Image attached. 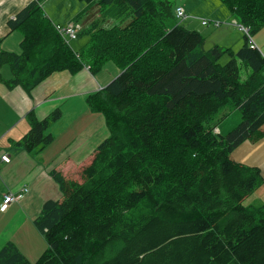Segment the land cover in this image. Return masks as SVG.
Instances as JSON below:
<instances>
[{
	"label": "trees",
	"instance_id": "16d2710c",
	"mask_svg": "<svg viewBox=\"0 0 264 264\" xmlns=\"http://www.w3.org/2000/svg\"><path fill=\"white\" fill-rule=\"evenodd\" d=\"M91 12L73 50L44 15L40 0L8 27L22 34L20 52L0 48V82L25 94L53 73L96 75L113 63L119 75L86 98L107 137L81 172L82 182L50 176L61 201L42 204L34 227L46 250L28 260L12 243L0 264H264V203L243 200L264 182L259 168L231 158L242 143L264 138V57L243 45H215L174 17L170 0H78ZM252 37L264 26V0H219ZM1 43V41H0ZM227 55L229 60L220 64ZM244 67L243 79L241 66ZM235 112L241 122L223 130ZM26 152L52 144L55 110L42 120L27 114Z\"/></svg>",
	"mask_w": 264,
	"mask_h": 264
},
{
	"label": "crops",
	"instance_id": "0c3cea01",
	"mask_svg": "<svg viewBox=\"0 0 264 264\" xmlns=\"http://www.w3.org/2000/svg\"><path fill=\"white\" fill-rule=\"evenodd\" d=\"M30 2L31 0H0L1 49L8 52H19L21 37L19 33L14 35L16 31H10L8 23ZM68 2L72 4L73 1L68 0ZM224 14L226 15L221 17L223 20L231 21L237 26L235 19L230 14L226 12ZM70 16L68 15V18ZM98 16L96 15L93 20ZM74 17L64 24L56 23L55 25H66L72 22ZM240 40L239 42L235 40V47L240 48L243 45L244 41ZM215 42L214 44L217 46L233 50L226 45L228 42L226 33L218 36ZM253 42L264 55V42H258L257 39H253ZM108 64H105L97 75H93L90 70L85 68L75 75L66 71L54 73L36 86L29 95L24 91H19L18 88L11 91L2 89L0 82V120L2 111H11L21 119L15 126L17 128L21 126L17 134L10 136L11 132L7 133V129L0 130V207L4 195L21 194V198L17 202L9 204L5 211L0 210V225H4L0 232V249L7 242H12L32 262L37 258L32 257L33 252L42 251V243L35 246V243L40 239L35 237V232L38 231L34 227L33 220L38 216L44 202L47 200L61 201L63 198L58 185L50 176V172H58L68 180L81 183L83 168L91 163L96 147L107 137L103 118L97 117L96 114L89 111L86 98L89 94L106 87L119 75L120 70L115 65L108 67ZM4 68V66L0 68V76L3 79H9L11 74L7 71L4 74L6 70ZM59 89L64 90L56 95ZM55 110L61 112V119L65 114L74 115L76 113L87 117L81 130L76 133L75 139L70 141L69 150H65L59 156H50L59 138L58 134L53 131H50L54 137L52 144L40 151L26 152L22 147L17 146V142L21 141L29 130V124L26 122L28 113L33 112L37 119H42ZM227 122L226 119L222 123L223 130L232 127ZM87 145H90L91 148L87 149ZM82 146L84 148H81ZM62 154L63 156H61ZM4 155L9 157V163L1 161V156ZM57 157L60 158L56 159ZM231 158L238 163L259 168L264 178V138L257 143L249 141L242 143L231 153ZM49 159L54 160L50 161ZM34 165L39 169L32 176ZM20 166L24 167L21 171ZM24 189L27 191L23 192ZM19 232H23L27 238H21ZM38 234L41 235L39 232ZM28 240L33 242L34 249L29 250ZM25 251L29 252L31 256Z\"/></svg>",
	"mask_w": 264,
	"mask_h": 264
},
{
	"label": "rangeland",
	"instance_id": "374dc122",
	"mask_svg": "<svg viewBox=\"0 0 264 264\" xmlns=\"http://www.w3.org/2000/svg\"><path fill=\"white\" fill-rule=\"evenodd\" d=\"M71 1H73L72 4H70L68 2V0H41L42 11H43L44 15L49 19V21L53 25H55L56 23L64 24V23H66L67 20L76 16V14L79 13L78 11H82L86 7V4H84L83 2H80L78 0H71ZM170 2L172 3V5L174 7H176L178 5H180V6L182 5L184 7V9L186 10L187 14H190L191 16L195 17L192 20H188V21L185 20V21L181 22V24L189 30L198 31L204 37V41H205L204 49L205 50H209L212 47H214L215 46L214 43H216L215 41H216L217 37L223 35L224 33H226V35L228 36V42L226 43V45L228 47L232 48L234 51H237L239 49V47H235V40H236V42L241 41L240 39H242V41H244V34L239 30L238 26L234 25V23L231 21L228 22V21L223 20V18H221L224 15H226V14H224V12H226L228 14H230V13L227 10V8L223 4H221V2L219 0H170ZM70 8H71V12H70ZM68 15H71V16L68 18ZM96 15H99V13H97V11L91 12L90 16H88L87 18H84L82 20V22H80L82 27H85V25L89 24L90 21L93 20ZM200 20H207L210 22L208 23V25L203 26V25H201ZM216 21L221 22V23H228V24H222L219 27H215V26H213V24L211 22H216ZM55 26H60V25H55ZM63 26H65V25H63ZM233 29H235V30H233ZM18 33L19 32L16 31V34H14V35H18ZM19 36L22 39V34L19 33ZM252 39H254V40L257 39L258 42H260V41L264 42V26L257 33L252 35ZM84 43H85L84 39H82V38L78 39L77 38L76 40L69 42L68 46H70L73 50H78L79 47L81 45H83ZM0 48H1V43H0ZM4 51H6V50H4ZM19 52H20V47H19ZM19 52H17V53H19ZM12 53H16V52H12ZM263 57H264V55H263ZM228 60H229V57L227 55H224L219 60V63L225 64ZM108 65H109L108 67H114L113 63L112 64L109 63ZM240 66H241V77L244 79L246 76L244 74L245 70H244L243 65H240ZM4 67H5L4 69H6L4 71V74H6V71L8 73H10L8 66H4ZM84 68L87 70H90V67L88 65H85ZM72 75H75V74H72ZM1 85L3 87L2 89H6L8 91H11L10 89L3 86V84H1ZM18 89H19V91H23L20 88H18ZM63 90L64 89H59L56 92V95L59 94L60 92H62ZM96 116L101 117L98 114H96ZM42 119L39 118L38 120H42ZM226 119L228 120V122H227L228 125L236 127L241 122L240 112L232 113ZM20 120H21L20 117L17 118L11 111H2L1 120H0V130L7 129V131H6L7 133L11 132L10 136L15 135L18 133L19 129L21 128V126H18V128L15 127L16 124H18V122ZM86 121H87V117L81 116L79 113H76L74 115L65 114L62 117L60 122H58L53 127H51L49 132L53 131L55 134H58L59 138H58L57 144L54 146L50 156L51 157L52 156L53 157L59 156V154H61L65 150H69L70 141L71 140L73 141L75 139L76 133L78 132V130L79 131L81 130L82 124H84ZM26 122H27V120H26ZM101 139H103V137H101ZM1 145H3V144H1ZM81 148H84V147L82 146ZM86 148L89 149L91 147H90V145H87ZM61 156H63V154ZM58 158H60V157H57L56 159H58ZM49 160L51 161L54 159H49ZM21 169H24V167L20 166V171H21ZM38 169H39V167H37L36 165L33 166L32 176L35 175V173L37 172ZM4 197L6 198L7 195H4ZM18 200H16V202ZM11 203H13V202H10V203L8 202L7 205H9ZM263 203H264V182L261 185H259L254 192H252L249 196H247V198L245 200H243L244 206H259ZM1 209H2V207H0V210ZM3 228H4V225H0V232L2 231ZM35 233H36L35 237H38L40 239L39 242L35 243V246L38 243H42V246H41L42 251L41 252L40 251L39 252H33L32 257H37L34 261H36L39 258V256L47 248L43 236L39 235L38 232H35ZM18 234L21 236V238H27L23 234V232H19ZM16 241H17V239H16ZM27 244H28L29 250L34 249V245H33L32 241L28 240ZM29 255L31 256L30 253H29Z\"/></svg>",
	"mask_w": 264,
	"mask_h": 264
},
{
	"label": "built area",
	"instance_id": "2783aa9c",
	"mask_svg": "<svg viewBox=\"0 0 264 264\" xmlns=\"http://www.w3.org/2000/svg\"><path fill=\"white\" fill-rule=\"evenodd\" d=\"M174 17L176 20H178L180 23L185 21V20H192L195 17L189 15L186 13L185 9L182 6H176L174 9ZM210 21L207 20H200L201 25L205 26L208 25ZM213 26L219 27L222 24H228V23H221V22H211ZM239 30L244 34V36L247 37L248 39V44L251 49H257L255 43L253 42L252 37L249 34V29L240 25H237ZM55 29L57 30L58 34L61 35V37L64 39L65 43L69 45V42L74 41L78 37V33L81 31L82 27L79 23L77 22H71L68 23L65 26H55ZM2 162L9 163L10 159L7 155H4L1 157ZM27 190L24 189L23 192H26ZM21 198V194L19 195H11L8 194L7 197H4V200L2 202V211H5L8 207L7 203L9 202H16V200Z\"/></svg>",
	"mask_w": 264,
	"mask_h": 264
},
{
	"label": "bare ground",
	"instance_id": "6f19581e",
	"mask_svg": "<svg viewBox=\"0 0 264 264\" xmlns=\"http://www.w3.org/2000/svg\"><path fill=\"white\" fill-rule=\"evenodd\" d=\"M188 21V20H187Z\"/></svg>",
	"mask_w": 264,
	"mask_h": 264
}]
</instances>
